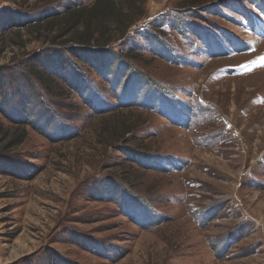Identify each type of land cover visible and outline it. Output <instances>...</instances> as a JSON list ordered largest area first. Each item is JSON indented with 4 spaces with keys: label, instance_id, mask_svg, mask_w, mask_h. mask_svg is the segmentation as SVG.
Returning <instances> with one entry per match:
<instances>
[{
    "label": "rangeland",
    "instance_id": "1",
    "mask_svg": "<svg viewBox=\"0 0 264 264\" xmlns=\"http://www.w3.org/2000/svg\"><path fill=\"white\" fill-rule=\"evenodd\" d=\"M115 1L0 0V264H264V0Z\"/></svg>",
    "mask_w": 264,
    "mask_h": 264
},
{
    "label": "trees",
    "instance_id": "2",
    "mask_svg": "<svg viewBox=\"0 0 264 264\" xmlns=\"http://www.w3.org/2000/svg\"><path fill=\"white\" fill-rule=\"evenodd\" d=\"M67 16L70 18L66 19V24L63 26L64 30L68 29L67 33L75 27H80L79 31L69 38V42L73 44H66L67 50H71L72 53L77 52L78 55L85 51L96 52L110 41L113 32L120 36L125 35L131 22L115 0H94L91 6L73 9ZM2 132L0 124V134ZM23 139L24 135L19 141ZM138 158L132 157V160L136 161Z\"/></svg>",
    "mask_w": 264,
    "mask_h": 264
}]
</instances>
